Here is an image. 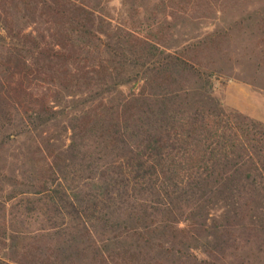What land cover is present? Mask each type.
<instances>
[{
	"label": "trees",
	"instance_id": "16d2710c",
	"mask_svg": "<svg viewBox=\"0 0 264 264\" xmlns=\"http://www.w3.org/2000/svg\"><path fill=\"white\" fill-rule=\"evenodd\" d=\"M103 1L0 0L5 139L56 117L38 86L101 89L71 118L72 159L50 150L0 198V264H218L230 229L264 233V124L188 85L201 74L165 49L170 22L113 33ZM170 1L186 13L206 0ZM15 200L46 217L44 246L21 244ZM217 205L225 225L209 227ZM205 238L218 247L201 260L189 244Z\"/></svg>",
	"mask_w": 264,
	"mask_h": 264
},
{
	"label": "rangeland",
	"instance_id": "374dc122",
	"mask_svg": "<svg viewBox=\"0 0 264 264\" xmlns=\"http://www.w3.org/2000/svg\"><path fill=\"white\" fill-rule=\"evenodd\" d=\"M200 4L201 9L186 13L170 0H104L101 6L106 9L113 33L130 29L144 35L150 26H166L170 22L165 49L187 58L201 74L202 79L189 77L188 85L202 91L212 89L213 96L226 107L264 124V0H206ZM100 90L74 96L54 85H40L36 92L54 107L55 118L31 130L12 128L19 134L11 139L4 138L5 129L0 121V198L15 185L29 183L35 163L42 164L50 150L60 153L68 162L72 159L71 118L90 95ZM104 96L108 100L119 94ZM17 202L10 204L15 227L23 238L21 244L26 249L44 246L46 241L40 243L36 238L49 228L46 217L38 212L22 214ZM209 213V227L214 223L217 227L225 225L224 208L217 205ZM256 215L264 223L263 212ZM247 227L253 228L246 222L245 228L230 229L232 239H225L224 251L215 254L218 264H264V233L247 231ZM216 246L212 238L189 244L190 253L201 260L210 259L208 250L215 251ZM5 252L0 245V256Z\"/></svg>",
	"mask_w": 264,
	"mask_h": 264
}]
</instances>
